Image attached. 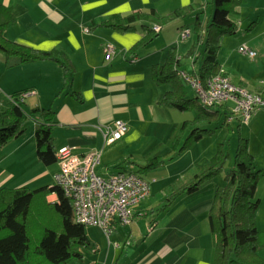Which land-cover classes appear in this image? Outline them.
<instances>
[{"label": "crops", "instance_id": "crops-1", "mask_svg": "<svg viewBox=\"0 0 264 264\" xmlns=\"http://www.w3.org/2000/svg\"><path fill=\"white\" fill-rule=\"evenodd\" d=\"M202 1L0 0L15 17V22L4 31L7 37L36 48L63 50L72 67L67 79L64 78V67L53 59L7 67L0 52V108L10 101L14 92L35 89L37 92L26 96L24 102L29 99L30 108L51 106L54 109L56 122L52 127V137L56 150L63 145L72 146L79 154L97 149L98 144H104L105 130L117 119H122L128 126L126 133L117 140L124 138L126 142H131L142 138L141 127L136 124L148 122L142 102L147 93L146 83L151 80L150 66L163 62L168 51L162 61H153L156 59L152 58L153 54L159 53L157 48L144 52L142 57L138 55V43L146 34L142 21L141 26L136 22L133 28L125 31L99 23L112 13L127 14L139 9L153 8L159 14H166L173 8L192 4L197 12L204 9ZM237 9L236 14L245 25V43L256 52L254 58H249L253 59L252 62L247 64L248 70L253 65L255 68L242 73L238 83L248 91L264 96V76L258 77L255 73V69L261 67V59H264V0H242ZM206 10L202 15L204 19L212 6L208 13ZM181 27L189 26H178L176 38L180 37ZM169 37L162 39L165 41L163 44L172 47L174 38L173 35ZM107 41L117 49L110 59L105 58L102 47ZM182 44L179 43V46ZM191 44L187 46L184 43L185 52ZM174 47L178 50L177 45ZM201 49L202 45H199V52L195 50L189 56L190 68L200 63ZM178 52L180 56L185 54L181 50ZM134 56L136 60H132ZM221 70L230 77L223 64ZM71 91L79 92L80 97L73 96ZM30 117L33 118L30 119V129L34 132L39 119ZM247 125L248 151L254 156V163L264 168V160L258 157L264 148V106L254 110ZM252 138H256V142L252 143ZM197 161L195 165L201 163ZM54 164V169L53 164L44 165L31 178L14 186L6 185L7 181L2 178L0 188L26 186L28 181H36L35 187L53 185L55 174L59 171V163ZM195 172L196 168L192 174ZM223 183L224 180L220 182ZM216 185L219 183L213 178L197 191L181 193L164 206L165 192L152 182L148 196L135 206L136 211L143 213L135 221L130 224L115 221L109 237L99 227L91 225L94 230L91 231L92 236L87 234V237L93 246L85 252V264H214L209 213ZM152 195L155 199H151ZM256 196V223L264 233V173L257 184ZM46 199L49 202L58 201L57 193H48ZM259 253L264 257V244Z\"/></svg>", "mask_w": 264, "mask_h": 264}, {"label": "trees", "instance_id": "trees-1", "mask_svg": "<svg viewBox=\"0 0 264 264\" xmlns=\"http://www.w3.org/2000/svg\"><path fill=\"white\" fill-rule=\"evenodd\" d=\"M241 2L242 0H211L212 10L205 19L202 16L205 9L195 12L193 29L188 27L190 34H194V40L184 56L189 57L202 45L201 60L197 67L187 70L183 66V56L179 55L174 46L170 47L163 62L150 66V76L157 84L168 82L171 85L162 94L159 103L181 110L194 107L196 123L220 121L222 110V124L229 123L227 116L231 112L227 104L213 107L203 105L184 73L198 77L203 82L212 75L225 74L217 60L220 38L236 30V23L230 14L238 12ZM195 9L192 4H184L166 14H159L153 8L145 11L139 9L127 14L115 12L99 25L125 31L133 28L134 23L142 21L146 31L139 42L142 43L147 37L151 38L152 33L159 32L154 30V25L159 24L161 27L162 22L186 17ZM14 22L15 17L10 8L0 2V52L3 54L5 66L53 59L64 67V78L67 79L72 69L67 54L60 49L36 48L7 37L4 31ZM186 83L193 89V97L187 96ZM26 90L14 92L13 100L10 99L0 108V146L23 130L19 126L26 113L23 107L25 99L19 100L18 97ZM71 94L80 97L79 92L71 91ZM30 111V116L39 119L33 133L37 157L44 165L54 164L57 162L52 137V127L56 122L55 111L51 106H37ZM205 129L194 126V134L187 136L181 149H184L190 139L202 137ZM182 152L183 150L178 154ZM173 153H177V150ZM227 157L228 154L219 147L209 162L196 165V172L185 182L181 179L170 182L163 189V205H168L181 193L197 191L225 169L224 183L216 185L209 213L214 241V264H264V257L259 253L264 244V233L258 229L256 223V189L264 172L254 165V156L248 151V139L241 133L234 163L229 168L224 165ZM164 162L158 156L149 157L141 168H154ZM52 191L57 193L56 202L46 199V195ZM92 246L87 237L86 224L75 221L72 202L59 185L0 188V264H85V252Z\"/></svg>", "mask_w": 264, "mask_h": 264}, {"label": "rangeland", "instance_id": "rangeland-1", "mask_svg": "<svg viewBox=\"0 0 264 264\" xmlns=\"http://www.w3.org/2000/svg\"><path fill=\"white\" fill-rule=\"evenodd\" d=\"M202 2H204L202 7H204L205 10L207 8L206 13H208L212 6L211 0H203ZM194 12L186 17H179L167 23L162 22L161 24L164 26L160 33H152L151 38L147 37L146 40L138 44V55L142 57L144 52L157 48L159 53H156L157 56L155 53L153 54L154 56H152V58H156L153 61L164 60L166 51H168L170 47L168 44L165 46V44H163L165 41L162 39H169L170 35H173L174 40L172 42L174 45H177L178 50L185 52L186 45H184V43H187V46H189L194 39V34L191 33L183 39L179 36L176 38V33L180 25L189 26L193 29L195 19ZM230 16L236 23V30L221 36L217 60L221 65L223 64V66L226 67L230 74V80L235 85L241 86L238 83L240 82L238 79L242 78V73L250 72L253 67L255 68V65L252 64L253 66L248 70L247 64L251 63L253 59H249V57L238 50L239 45L247 42V37L244 34L245 25H242V18L235 12L231 13ZM137 24L138 26L142 25L141 21H138ZM179 43H183L182 46H179ZM261 62V67L255 69V73L258 77L260 75L264 76V59H261ZM190 64L191 59L183 56V66L187 70L191 69ZM185 86L187 96L193 97L194 91L191 86L187 83ZM170 87V83L164 82L157 84L152 78L146 83L147 93L142 103L143 111L146 117H148V122L145 124L135 123L141 127L140 131H142L143 137L131 142H126L123 138L106 147L104 144L102 145V142L98 144L96 150L101 152L100 160L96 168L98 173L108 175L118 170H131L143 176L150 184L154 182L155 185H159L162 189H165L173 180L181 179L184 181L185 178H189L192 174V170L196 168L195 161L198 160L197 162L201 163L209 162L217 153L219 147L222 148L226 155L228 154L224 164L225 167L229 168L233 165L239 133L245 137L249 136V126L247 122L234 120L228 124H222L224 114L221 110L222 119L220 121H215L214 123L201 121L196 123L194 121V116L196 114L194 107L181 110L169 104L159 103L160 94L162 95L165 90L170 89ZM247 88L251 89L249 87ZM23 107L26 113L19 126L23 130L18 136L15 135L11 137L5 145L0 146V179L3 178L7 181L6 185L8 186L17 185L31 178L44 166L37 157L34 132H31L30 129V126H32L31 120L33 118L30 117L31 111L28 110L31 109L29 99L23 103ZM194 126L206 128L202 133V137L190 139L184 149H181L187 136L194 134ZM207 129L209 131H206ZM253 141L256 142V138H252V143ZM259 148H262V146L259 145ZM174 150H177V153H173ZM181 150H183V152L178 154ZM169 152L171 153L169 154ZM153 156H158L159 159L165 162L154 168L143 170L141 166L145 163L147 158ZM258 157L260 160H264V148ZM254 165H256V168H261L264 172V168L261 167L262 165L256 163ZM55 167L56 164H53V169ZM225 171L224 169L214 176L217 183L220 184V182H223ZM183 175L185 176L184 178L181 177ZM40 181L41 180H39V182ZM36 184V181H28L25 185L29 188H34L37 186ZM161 197H163V195ZM151 199H155L154 195H152ZM92 230H94L93 226L86 225L88 235H91Z\"/></svg>", "mask_w": 264, "mask_h": 264}, {"label": "built area", "instance_id": "built-area-1", "mask_svg": "<svg viewBox=\"0 0 264 264\" xmlns=\"http://www.w3.org/2000/svg\"><path fill=\"white\" fill-rule=\"evenodd\" d=\"M153 28L160 31L161 27L154 25ZM179 34L181 38H185L190 30L184 27ZM102 47L106 59H110L117 50L109 41L104 42ZM238 50L249 58L256 56L255 50L246 43L239 45ZM136 59V56L132 57V60ZM184 74L203 105L213 107L227 104L231 112L227 116L228 122L235 119L248 122L254 110L264 106V96L261 93L250 92L235 85L226 74L212 75L205 82L198 77ZM35 93V89H28L21 92L18 98L23 100ZM127 129L128 126L122 119L115 120L104 132V144L108 145L121 138ZM55 154L59 163L55 184L70 198L75 221L97 226L109 237L115 221L130 224L143 215L135 209L148 196L150 190V182L143 176L131 170H118L108 175L98 173L96 168L101 152L96 149L79 154L72 146L63 145Z\"/></svg>", "mask_w": 264, "mask_h": 264}]
</instances>
